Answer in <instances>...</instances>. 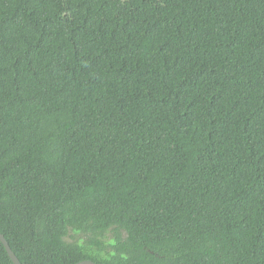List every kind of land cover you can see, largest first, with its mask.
Returning <instances> with one entry per match:
<instances>
[{
    "label": "trees",
    "instance_id": "obj_1",
    "mask_svg": "<svg viewBox=\"0 0 264 264\" xmlns=\"http://www.w3.org/2000/svg\"><path fill=\"white\" fill-rule=\"evenodd\" d=\"M0 233L21 264H264V0H0Z\"/></svg>",
    "mask_w": 264,
    "mask_h": 264
},
{
    "label": "water",
    "instance_id": "obj_2",
    "mask_svg": "<svg viewBox=\"0 0 264 264\" xmlns=\"http://www.w3.org/2000/svg\"><path fill=\"white\" fill-rule=\"evenodd\" d=\"M0 241L4 245L8 255L10 257V259L12 260V262L14 264H21L20 260L15 255V253L12 251L11 247L9 246V243L7 242V240L5 239V237L1 233H0ZM77 264H96V263L91 261V260H85V261H81V262H79Z\"/></svg>",
    "mask_w": 264,
    "mask_h": 264
}]
</instances>
